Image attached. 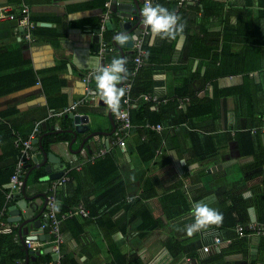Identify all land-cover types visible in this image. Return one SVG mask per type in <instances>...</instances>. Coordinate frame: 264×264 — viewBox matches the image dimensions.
<instances>
[{"label":"crops","instance_id":"crops-1","mask_svg":"<svg viewBox=\"0 0 264 264\" xmlns=\"http://www.w3.org/2000/svg\"><path fill=\"white\" fill-rule=\"evenodd\" d=\"M133 1L118 0L122 4ZM154 1H160L170 11H182L187 30L185 39L175 41L154 37L150 29L141 32L143 36L148 31L145 37L151 48L141 76L151 75L152 87L133 106L151 102L160 105L167 117L164 137L168 151L156 153L154 161L147 163L138 150L140 134H144L139 126L125 131L123 136L117 128L111 136L101 135L100 141L87 142L86 149H82L79 140L71 151L69 144L73 135L68 132L71 119H47L52 110H61L74 100L88 96L84 75H95L97 67L107 65L110 44L116 47L115 52H120L113 37L120 32L116 26L123 19L111 6L103 5V0H0V13L7 15L0 19V58L5 59L2 64H11L1 74L31 70L38 80L0 96V115H4L0 116V189L8 187V174L16 161V145L8 140L7 127L3 124L29 133L32 125L41 121L46 123L47 129L43 131L49 139L46 150L61 158L60 163L66 167L62 177L70 178L58 188L64 196L72 195L82 186L86 194L82 201L94 203L108 187L121 183L129 199L143 196L145 207L158 223L155 229L140 237L142 216L127 211L121 202L112 204L106 212L105 226L97 222L101 216L79 218L84 231L77 237L64 223L61 264H112L111 236L107 238L105 234L109 217L121 220L125 228L124 232L115 234L114 241L124 253H136L144 264H264V236L240 237L238 232L241 222L264 226V211L258 207L261 200L264 209V165H255L261 154L260 144L264 147V126H261L264 121V5L261 0ZM24 8L28 9L33 28L20 22ZM207 8L209 15L204 17ZM8 14H14L15 18ZM132 21V26L138 22ZM39 26L50 28L53 33L37 32ZM104 43L107 47L101 55ZM124 50L129 54L134 51L125 57L127 63L132 60L134 64L135 46ZM120 57H123L121 52ZM94 75L90 103L81 105L77 113L92 115L95 110L104 113V108H95ZM183 88H188L192 95L178 96ZM191 105L193 110L187 117L184 113ZM103 116L101 125L110 123L108 116ZM256 130H259L260 144L251 137L242 142L235 138L236 134L246 132L254 138ZM67 136H71L70 141ZM119 136L126 142L125 146L117 142ZM209 144L218 148L199 157L198 153L206 151ZM38 146L39 143L34 146L30 162L34 167L26 185L28 202L38 209L35 215L47 209L49 188L62 179H47L46 166L39 167L44 162V154L42 150L36 151ZM98 159L103 163L97 165ZM112 161L115 168L111 167ZM60 163L53 164L58 172L62 170ZM36 168H42L47 177L38 180L37 173L33 172ZM95 174L108 179L104 184L94 182ZM22 190L23 187L15 194ZM169 193H172V202H163L161 198ZM240 199L251 203L245 212L242 207L232 209ZM201 200L223 214V223L188 237L183 229L194 222L191 206ZM17 203L16 199L5 203L8 225L3 231H15L23 245L19 226L8 220L9 209ZM144 205L136 204L133 208L142 211ZM12 211L17 213L15 209ZM31 231L37 232L38 240L51 239V234L49 239L42 238L49 234L47 230L33 228ZM215 237L222 243L215 244ZM208 244L213 246L210 252L204 250ZM30 252L31 257L54 253L49 245ZM54 254L57 264L59 255Z\"/></svg>","mask_w":264,"mask_h":264},{"label":"trees","instance_id":"trees-1","mask_svg":"<svg viewBox=\"0 0 264 264\" xmlns=\"http://www.w3.org/2000/svg\"><path fill=\"white\" fill-rule=\"evenodd\" d=\"M107 0H103V5H106ZM160 4V1L156 2L154 1V5L155 4ZM261 3L264 5V0H261ZM172 11V10H171ZM174 11V10H173ZM184 21L185 19V15L182 13V11L176 12ZM209 15L208 13V8L205 10L204 12V17H207ZM186 28H185V32H186ZM37 32H41V33H53L52 30L50 28H46V27H41L39 26L37 29ZM106 40L109 42V35H106ZM106 41V42H107ZM147 40H145V44H144V50H145V54H149L151 52V48L148 46V43L146 42ZM107 42V43H108ZM108 44V45H109ZM109 50H107L106 52V62L111 63V60L114 57H120V52L117 51L115 52L116 47H111V44L108 46ZM136 54V52H135ZM135 56V55H134ZM133 56V57H134ZM145 56V62H147L149 60V55H144ZM5 59L0 58V96L2 95H6L8 93H12L14 91H18L19 89H21L23 86H28L34 83H37L38 80L36 78V76L33 74V72L31 70H23L21 72H14V73H10V74H6V75H2L1 73L3 72L4 69L8 68L11 64H2V62ZM14 66V65H13ZM127 68H129V70H131L134 66L133 61H129L126 64ZM14 68H16L14 66ZM141 71L142 68L140 69V71L134 76L131 77L132 79V88L131 91L129 93V96L132 99V106L130 108V117L132 120V124L133 127H137L139 126V129L142 130L144 132V136L140 134L139 137V147L138 150L140 152V156L143 158V160L147 163H151L152 161H154V159L157 157L156 153L159 154H165L166 151H168L167 149V141H165V137H164V132L166 130V126H167V117L165 115V111L164 109L158 105L156 106L154 103H143L141 106H137L134 107V103L136 102L137 99L140 98V96H144L146 94H148L149 92H151V75L149 77H143L141 76ZM130 72V71H129ZM130 74V73H129ZM192 95V92L188 89V88H183L182 90L178 91V96H182L183 98L186 97H190ZM126 96V93H125ZM125 96L122 98L121 102L123 103V100L125 98ZM121 103V104H122ZM194 105V104H192ZM192 105L186 110V112L184 113L185 116H190V112L191 110H193ZM68 105H65L63 108H65ZM61 108V109H63ZM53 112H57L59 111V109L57 110H52ZM93 114V113H92ZM1 117H3L4 115L1 114ZM67 115H64L62 118H66ZM67 119V118H66ZM36 123V122H35ZM146 123H150V126L145 127ZM151 125H161L162 129L160 131H157L155 129H153L151 127ZM9 126V125H8ZM8 126L5 124H3V127H7V138L8 140L15 146L16 145V139L18 137V135H20L22 138L26 139L30 136V134L32 133V130L34 128V125H32V129L29 133H24L21 130H19V128H14L11 125ZM116 126L117 128H119V124L116 121ZM261 126H264V121L261 122ZM71 127V125H70ZM145 127V128H144ZM99 128H102L103 130L106 131H112V126L110 123H106V125H94L93 126V130H97ZM42 129H43V125H42ZM257 131V135L253 138L249 132L246 133H238L236 134L235 138L242 141H246L247 137H251L252 140L254 141V139L260 144L259 141V130ZM125 134V132L122 134V136ZM42 137V138H41ZM40 138L42 139V144L45 147V144H48V137L47 135H45V131L42 130V134L40 135ZM61 139V138H59ZM71 136H67V140L70 141ZM66 140V137H65ZM261 146V154L259 155L256 164L257 166H261L264 165V147ZM16 147V146H15ZM218 148L217 145L215 144H209L206 147V151H201V153H198V156L201 157L203 156V154H211L212 152H214L216 149ZM160 151V152H159ZM20 154V149L16 147V154H15V163L17 162V159L19 157ZM97 165H100L101 163H103L102 161L96 160ZM95 162V163H96ZM100 162V163H99ZM162 163V162H161ZM94 164V163H93ZM163 164V163H162ZM32 165H30V168L28 169V174H30V171L32 169ZM111 167L115 168V164L114 161H112V165ZM42 168H36L33 172H36L37 175L36 177H38V180L43 179L45 175V171H41ZM14 168L12 171L9 172L8 176H9V180L13 174ZM35 173V174H36ZM27 174V175H28ZM71 174H74V172L72 171ZM79 174V173H77ZM30 176V175H29ZM108 179V176L106 177ZM106 178L104 177H99L98 174H95L93 176V180L94 182H99L100 184H104V182L106 181ZM122 186V189L121 187ZM8 189L4 188L3 186L0 189V211L2 210V208L4 207L6 201V194L8 193ZM57 197H58V203H59V211L57 212L58 216H61L71 210L74 209H78L80 206H83L86 210L89 211V216L88 217H83L82 215H77L75 217H72L71 219L69 218L68 220L63 222L68 224V228H70V231L72 232L73 236H79L83 231V225L81 224V221H79L81 219H89V218H97L99 216H101V218L97 221L100 223L101 226H105L106 223V212L110 209V207H112V204H116L121 202L122 204H124L125 209L127 211H131L132 212H137L138 214H140V216H142V223L139 226L140 228V237H144L146 236L150 231H152L153 229H155L157 227V221H154L151 215V212L149 211V209L147 207H145L144 205V201H143V196H140L138 198H133V199H129L126 195V192H124V187L123 185L120 183L118 184L116 187L115 186H111L108 187L98 198L94 203H87V200L82 201L83 198L86 197V194L83 192L82 190V186L80 188H78L72 195H67L64 196L63 192L60 191L58 189L57 191ZM263 199V198H262ZM161 200L163 202H172V193L167 194L166 196L162 197ZM84 202V203H83ZM239 203L237 204L236 207H233L232 209H238V207H242L243 212L247 211V208L251 205L250 201L248 200H243L240 199V201H238ZM83 203V204H81ZM144 205V209L142 211L137 210L135 208H133V206H135L136 204H140V205ZM262 202L260 200V202H258V207L261 209V211L263 212L264 209L262 208ZM8 216V215H7ZM6 216V219H7ZM78 218V219H77ZM108 223H110L109 225V229L107 230V232L105 234H107V238H109V235L111 236V251H112V255H113V262L112 264H144L142 262V260L140 259V257L136 254V253H124V251H122L121 247L118 245V243L116 241H114V237L116 233H122L125 231V228H123V226H121V220H113L112 218H108L107 219ZM248 223H244L241 222L240 225H247ZM111 229V230H110ZM48 230V227H47ZM62 231H63V226H62ZM30 251V249H29ZM0 255L2 256V263L0 264H16L18 261H23L25 264H55L56 260V256L54 253H45L43 255L40 256H36V260L34 261V263H32L31 261H29V263H27V251L25 250L24 246L19 242L18 236L15 234V231H3V235L1 234L0 237ZM31 257V256H30ZM47 257V258H46Z\"/></svg>","mask_w":264,"mask_h":264},{"label":"built area","instance_id":"built-area-1","mask_svg":"<svg viewBox=\"0 0 264 264\" xmlns=\"http://www.w3.org/2000/svg\"><path fill=\"white\" fill-rule=\"evenodd\" d=\"M145 0H143L141 9L144 6ZM112 1H107L106 6L110 7ZM154 4V0H153ZM9 17L15 18L14 14H8ZM5 13H0V19L4 18ZM20 22L24 25H27L30 28H33L34 25L29 21V15H28V9H23V16L20 19ZM148 34V31L143 32V36L140 35L138 40L135 42V49L136 54L133 58L134 60V66L131 69L130 77L124 82V89L126 96L123 100V103L121 104V108L116 114V121L119 124V133H124L125 131L130 130L133 127L132 120L130 117V108L132 106V99L129 96V93L132 88V79L131 77H134L140 69L143 67L145 62V50H144V44L146 40V35ZM106 44H102L101 49V55L104 54L106 51ZM92 75L94 73H89L86 76L84 75V81L87 84V92L88 96L79 98L77 100H74L72 103L68 104L65 108L53 112L51 111L49 113L48 118L54 119V118H61L64 115H68L73 112H77L78 108L86 103H90V94H92V86H90L92 82ZM150 126V125H148ZM151 127L157 131H160L162 129L161 125H151ZM123 131V132H122ZM42 134V122L38 121L35 123V126L32 130V133L30 136L26 139L22 138L20 135H18L16 139V147L20 149V154L17 159V162L14 165V171L10 178L9 185L7 189L9 190L6 194V204L9 203L13 199L14 194L21 190L23 186V178L27 175L28 169L30 168V162L34 157L35 149L34 146L37 144V141L40 139V135ZM121 146H125L126 142L123 140L121 136H119V139L117 141ZM68 176L62 177V179H59L50 186L49 188V198H48V205L47 209L43 212L42 216L48 220L47 224H43L41 226L42 230H47L51 234V239H49L47 242L38 240V238L33 239V237H28L25 240V245L32 250L33 252H37L40 247H43L45 245H49L52 247V250L54 253L59 255V259L57 260V264H61L60 260L63 257L62 251H61V244L64 241L63 235H62V224L64 221H66L69 218L75 217L77 215H82L83 217L89 216V211L86 210L83 206H80L78 209L71 210L61 216H58L57 212L59 211V203H58V197H57V191L61 184L64 182L69 181ZM16 191V192H15ZM6 210L7 207L5 205L4 211H0V237L2 234V231L8 225L6 222ZM5 218V219H4ZM238 232L240 237H252V236H264V226L258 225V224H247V225H239L238 226ZM215 244L222 243V240L219 237H215ZM212 244H208L204 247V250L206 252H210L212 249ZM16 264H25L23 261H18Z\"/></svg>","mask_w":264,"mask_h":264},{"label":"water","instance_id":"water-1","mask_svg":"<svg viewBox=\"0 0 264 264\" xmlns=\"http://www.w3.org/2000/svg\"><path fill=\"white\" fill-rule=\"evenodd\" d=\"M143 0L140 2L139 0H134L133 2H125V3H119L118 0H113L111 9L116 12L120 18L123 20L118 23L116 28L121 32H127L135 37V39L131 40L128 44H126L124 47L118 46L115 42V45L118 47L120 52L122 53L123 57L125 58L126 55H132L134 54V51L125 52V47H134L135 42L138 40V38L141 35V32L143 29H145V26L142 23V16H141V6H142ZM127 19V20H125ZM132 19L137 20L138 22L132 26ZM131 20V21H130ZM111 22V21H110ZM119 32V33H120ZM118 34V33H117ZM106 65V63H104ZM124 82L119 87H122L124 85ZM94 98H95V108L98 109V107L104 108V113L100 110L93 111V114H76L71 113L66 118L71 119V128L68 129V132H70L73 137L72 141L69 144L71 151H73V144L75 142L81 141V147L82 149H86V144L90 140H99L101 135H107L111 136L116 132L117 126H116V120L114 118V112L108 108L107 105L104 104V102L98 97L96 94V87L93 90ZM97 98V99H96ZM121 108V106H120ZM107 115L108 119L110 120L112 131L108 132L103 130L102 128H99L97 130H93L94 125H101L103 115ZM43 129L46 130V123H43ZM62 132V131H61ZM42 138V137H41ZM39 139L37 143H39V146L37 147L36 151L42 150L44 154V162L39 164V167H45L46 172L48 174L47 179H58L63 176V172L65 170V165L61 162V158L58 157L53 152H48L44 145L42 144V139ZM100 141V140H99ZM107 140V144H108ZM60 163L62 165V170L58 172V169L54 167V163ZM48 163V165H47ZM37 167V166H35ZM30 174H28L24 181H23V190L20 194H15L14 199L18 200L17 205L13 206L9 209L10 218L8 219L10 222H13L17 226H19V236L20 239L24 245L25 250L27 251V263H29L30 260H35V256L30 257L32 255V252L28 250V247L25 245V238L27 237H33V239L37 238V232L31 231L33 228L40 229L43 224H47L48 220L45 219L42 214L44 211L39 213L38 215H35L38 209H36V206L33 205V203H29L28 200L30 197L27 196V190L26 185L28 181V177ZM47 177V176H46ZM12 209H15L17 213H14ZM41 235H44L42 231H40ZM42 238H50V234H47L43 236ZM40 253L38 252L37 255Z\"/></svg>","mask_w":264,"mask_h":264},{"label":"clouds","instance_id":"clouds-1","mask_svg":"<svg viewBox=\"0 0 264 264\" xmlns=\"http://www.w3.org/2000/svg\"><path fill=\"white\" fill-rule=\"evenodd\" d=\"M141 16L143 25L146 29H150L154 37L172 41L178 38L181 40L185 39L186 22L175 11H170L158 3L154 5L153 0H145L144 6L141 9ZM133 39H135L134 36L124 31H121L113 37V41L120 47H124ZM145 55L147 56L149 54L146 53ZM126 64L127 60L125 58L114 57L111 63L99 66L95 71L94 81L96 94L113 112L119 111L121 100L125 96V89L118 85L122 84L128 78L129 70ZM73 113L78 114L77 112ZM191 214L194 222L186 225L183 229L188 237H192L194 234L213 226L219 227L222 225L224 219L220 211L209 206L204 200L192 204Z\"/></svg>","mask_w":264,"mask_h":264},{"label":"bare ground","instance_id":"bare-ground-1","mask_svg":"<svg viewBox=\"0 0 264 264\" xmlns=\"http://www.w3.org/2000/svg\"><path fill=\"white\" fill-rule=\"evenodd\" d=\"M91 95V94H90Z\"/></svg>","mask_w":264,"mask_h":264},{"label":"flooded vegetation","instance_id":"flooded-vegetation-1","mask_svg":"<svg viewBox=\"0 0 264 264\" xmlns=\"http://www.w3.org/2000/svg\"><path fill=\"white\" fill-rule=\"evenodd\" d=\"M43 130V129H42Z\"/></svg>","mask_w":264,"mask_h":264}]
</instances>
